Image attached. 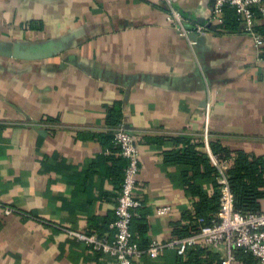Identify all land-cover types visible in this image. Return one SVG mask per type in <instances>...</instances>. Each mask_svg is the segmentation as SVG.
Returning <instances> with one entry per match:
<instances>
[{"label": "crops", "instance_id": "crops-1", "mask_svg": "<svg viewBox=\"0 0 264 264\" xmlns=\"http://www.w3.org/2000/svg\"><path fill=\"white\" fill-rule=\"evenodd\" d=\"M174 5L206 26L195 44L164 0H0V42L38 57L0 56V264H110L70 231L112 239L126 167L100 136L117 119L137 138L152 242L192 209L165 154L180 135L203 141L207 108L212 139L264 155V43L210 22L214 0ZM176 260L174 245L138 259Z\"/></svg>", "mask_w": 264, "mask_h": 264}, {"label": "built area", "instance_id": "built-area-1", "mask_svg": "<svg viewBox=\"0 0 264 264\" xmlns=\"http://www.w3.org/2000/svg\"><path fill=\"white\" fill-rule=\"evenodd\" d=\"M167 9V19L178 33L188 39L193 45L196 40L191 34L204 33L205 25L196 24L190 28L184 13L177 9L174 0H164ZM230 6L235 9L245 32L251 35L257 45H262L264 39L256 31L259 21L264 22V0H214V6L210 22L215 25L223 23L224 9ZM260 15V16H258ZM209 109L205 113V129L203 142L213 163L219 169V181L221 183V204L217 214L218 220L210 225H202L199 233L185 237L175 238L169 243L153 241L147 251L140 249L133 241L131 231L132 218L136 209L142 207V202L135 194L137 175L139 172L140 152L137 138L124 124L119 125L114 132V143L120 149V155L128 160L120 194L115 208L116 219L110 228L114 231L110 241L106 236L99 238L95 235H87L82 232L70 231V233L82 240H86L95 250L111 257L110 264H141L138 259L144 253L152 258L160 256L167 246L174 245L179 255L197 244L204 245L222 254L221 264H242L237 258L235 249L241 248L250 254L255 262L252 264H264V209L260 212L241 213L235 209L234 195L230 189L225 171L229 163H219L211 154L209 148L210 134L208 130ZM169 211L168 207L158 209L159 215ZM11 213V209H6ZM199 219V223H203Z\"/></svg>", "mask_w": 264, "mask_h": 264}, {"label": "trees", "instance_id": "trees-1", "mask_svg": "<svg viewBox=\"0 0 264 264\" xmlns=\"http://www.w3.org/2000/svg\"><path fill=\"white\" fill-rule=\"evenodd\" d=\"M223 19V23L218 28L238 30L242 25L235 9L230 6L225 7ZM256 31L264 39V22L256 26ZM121 124L122 119H117L111 125L109 134H103L100 138L109 147L107 149L109 154H118L125 161L127 168L128 160L120 155V149L114 143L115 129ZM174 144L179 148L167 151L165 159L180 167L181 185L192 199V209L184 211L181 220L172 224V233L175 238H185L199 233L202 225H210L218 220L221 183L219 169L213 163L209 153L204 151L203 141H193L190 137L180 135L175 137ZM209 148L219 163H229L225 174L234 195L235 209L241 213L260 212L261 200L264 199V155L250 154L242 150L233 151L219 139H212V137H210ZM124 176L125 173L121 179V185ZM199 219H203L204 222L199 223ZM131 231L133 241L141 250L147 251L152 241L148 237L149 225L142 207L136 209L134 213ZM110 233L113 237L112 229ZM235 253L242 264L255 262V259L241 248L235 249ZM144 255L147 254L144 253L142 256ZM221 257L222 254L219 251L197 244L190 247L184 255L177 253L176 264H221Z\"/></svg>", "mask_w": 264, "mask_h": 264}, {"label": "water", "instance_id": "water-1", "mask_svg": "<svg viewBox=\"0 0 264 264\" xmlns=\"http://www.w3.org/2000/svg\"><path fill=\"white\" fill-rule=\"evenodd\" d=\"M202 22V21H201ZM204 23V22H203ZM193 40H198V34H191ZM0 56L13 57L16 59H36V54L30 53L27 50H23L18 46L6 45L0 42Z\"/></svg>", "mask_w": 264, "mask_h": 264}]
</instances>
